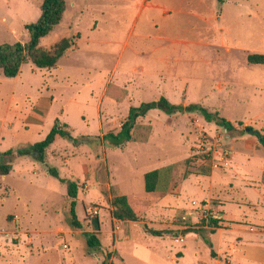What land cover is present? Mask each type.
<instances>
[{"label":"rangeland","instance_id":"374dc122","mask_svg":"<svg viewBox=\"0 0 264 264\" xmlns=\"http://www.w3.org/2000/svg\"><path fill=\"white\" fill-rule=\"evenodd\" d=\"M40 3L0 0V44L25 41L24 26L37 20ZM66 11L56 33H67L73 43L57 66L70 70L79 97L88 96L82 87L87 79L96 86L110 76L107 96L113 95L116 103L101 109L109 132H118L131 107L159 96L184 108L200 104L208 112L151 109L136 120L146 141L116 148L105 143L103 149L93 138L90 171L77 182L80 228L70 223L66 186L42 162L19 159L18 175L5 182L0 177V264H101L102 254L89 255L85 238L101 230L102 245L115 252L114 264L263 262L264 246L250 231L263 236L264 222L243 220L242 210L249 211L252 204L239 198L231 213L241 216L224 218L221 207L229 199L221 194L234 190V181L258 188L264 175V149L249 131L264 133V66L247 62L248 54H264V0H69ZM31 67L30 62L22 65L23 76ZM2 86L4 94L9 84ZM67 108L72 123L81 125L83 115L94 124L89 104ZM212 112L232 127L206 121ZM24 134L10 145L33 139ZM154 169L159 170L158 186L147 193L141 177ZM113 191L146 207L138 221L112 219ZM209 217L237 233L212 234L214 227L202 224ZM144 225L171 232L155 237ZM234 235L240 238L232 254L215 247L227 251Z\"/></svg>","mask_w":264,"mask_h":264},{"label":"crops","instance_id":"0c3cea01","mask_svg":"<svg viewBox=\"0 0 264 264\" xmlns=\"http://www.w3.org/2000/svg\"><path fill=\"white\" fill-rule=\"evenodd\" d=\"M65 13L68 12L65 11ZM64 21L65 18L63 16V19L60 24L55 26L45 37L41 38L39 46L43 48H50L53 45H56V43L63 41L65 38H72L65 32L61 34L56 33L57 30H60ZM51 33L55 34L53 37V41H51L50 43L41 44V41L44 40ZM69 48L65 50L59 60L68 52ZM226 49L227 51L230 50L229 48ZM59 60L57 62V65L59 63ZM57 65L54 68L50 69H39L32 65L29 72L25 74V76H23L21 66L20 71L16 77L7 79H3L0 77L1 89L4 88L2 84H9V87L3 90L5 93H0V146H2V148H0V153L10 149H18L23 146L43 140L50 131V129L54 126V124L58 122L59 125H61L65 130L70 132L73 138H76L78 140V143L74 144L69 139L59 138L45 150L43 161L40 162H42V165H44L45 167L49 166L55 168L60 177L63 176L62 178L70 179L79 183L82 180L85 181V179L87 178L88 172L90 171V166L94 159V153L92 151V146H94V143H92L93 138L98 141V144L96 143V145L98 147L100 146L103 149L104 147H106L105 143H107V145L111 148H116L121 146L122 144H125V142L117 145L112 140H106L105 137L111 132L107 130V126L109 125L108 122H103L101 109L104 105H106L105 107H110L111 103H116V99H113V95L110 97L109 95L107 96V86L109 84L110 76L106 79L99 80L97 83H95L97 84L96 86L93 85L92 79H87L84 85H82V87L87 90L88 96L79 97L80 93L77 88L74 87L76 85V80H74V78H72L71 74L68 72L70 70L64 71L61 66L58 68ZM160 97L164 96H159L154 101H157ZM71 104H73V106L77 108L89 104V106L95 110V116L92 120L94 124H90L89 121H85L83 115H81V119L84 120V122H82L81 125H76V123H72L66 117L68 110L67 107H69V105ZM21 132H25L24 135H28L30 136V138L33 139H25L22 144L16 146L10 145L13 144V138L17 137L18 134ZM29 157L33 158L34 160H37L36 157L32 155L20 156L13 159L12 171L8 175L3 176V182H5V178L7 176H10L11 174L18 175L16 174V165H18V162H21V160L19 159H22L27 162V159ZM58 167H60V169H64V171L66 172L65 175L60 174L61 172ZM242 171L243 173L248 174L250 172V170L248 169H242ZM144 174L141 177V180L143 181V188ZM248 174H244V176H248ZM263 178L264 175L262 173L259 178L261 183H259L258 188H254L244 181H234L235 184L231 185V189L234 190L221 194L222 199H229L227 202L223 203L224 205L221 207L223 217L228 219H234L239 218L242 215L243 220L253 219L264 222ZM233 179L235 178L233 177ZM238 191L242 193L240 197L235 195ZM249 192L255 194V196L247 195V193ZM238 198L240 200L244 199L248 202L250 201L252 207L249 211L242 210L241 215H234V213H231L236 209L235 207H233V203H235V199ZM231 200L233 201L231 202ZM158 202L160 205V200ZM237 210L240 211V208H237ZM109 211L111 215V209ZM154 214L160 215L161 213ZM112 219L114 221L116 220L113 217ZM221 223L222 221L220 220L219 227L212 228V234L218 233L220 235H225L229 233H237L236 230L222 228L220 226ZM216 229L218 230L217 232L215 231ZM250 232L255 233L259 238L258 244L264 246V235L262 236L261 234L256 233L254 231ZM238 238H240V235L233 236V239H231L229 245H227L226 247L227 251L221 246L215 245V247L221 253L229 251V253L232 254L235 248L237 247V244L239 243V241H237ZM241 240L242 239H240V241ZM101 247L104 249L105 246L102 245ZM98 253L101 252H92V255H97ZM117 253L119 252L117 251ZM89 255H91V253H89ZM249 264H264V260L260 263L251 262Z\"/></svg>","mask_w":264,"mask_h":264},{"label":"trees","instance_id":"16d2710c","mask_svg":"<svg viewBox=\"0 0 264 264\" xmlns=\"http://www.w3.org/2000/svg\"><path fill=\"white\" fill-rule=\"evenodd\" d=\"M68 1L69 0H41L39 17L36 21L25 24L24 26L27 32L25 41L0 44V73L3 77H16L21 66L28 62L39 69H50L57 65L61 55L71 46V38H65L63 41L56 43V45L50 48L39 46V42L41 38L45 37L55 26L60 24L67 9ZM247 62L249 64L264 66V54H248ZM151 109H160L168 114L180 112L184 109L197 110L201 113L208 112V109L200 104H191L184 108L181 105L170 103L165 97H160L157 101L142 103L138 107H131L126 121L121 125L118 132L107 134L105 136L106 140H112L117 145L124 142L146 141L147 134L142 127L136 124V120L140 117H144ZM205 120L213 122L220 127H232L231 122L221 118L216 112H212ZM249 131L257 137L258 142L264 149L263 131L253 129H249ZM59 138L69 139L74 144L78 143V140L73 138L70 132L56 122L43 140L18 149H10L0 153V177L8 175L12 171V161L16 157L32 155L35 156L37 160L43 161L45 150ZM45 168L52 177L66 186L67 196L71 200L69 212L70 223L74 228H80L81 224L75 212L78 191L77 182L60 177L55 168L49 166ZM143 178L145 192H154L157 189L159 181V170L155 169L146 172ZM110 206L112 217L119 221L136 222L141 218L143 211L146 209L144 205L133 203L128 196L120 195L116 191L112 192ZM219 222L220 220L218 218L209 217L208 220H203L202 224L217 228L219 227ZM143 228L147 233L155 237H161L171 232L156 230L146 225H144ZM99 235V232L87 233L85 235L87 248L90 250V253L101 252L103 255L101 264H114L111 260L113 252L101 247ZM113 255H115V252Z\"/></svg>","mask_w":264,"mask_h":264},{"label":"built area","instance_id":"2783aa9c","mask_svg":"<svg viewBox=\"0 0 264 264\" xmlns=\"http://www.w3.org/2000/svg\"><path fill=\"white\" fill-rule=\"evenodd\" d=\"M66 247V246H65Z\"/></svg>","mask_w":264,"mask_h":264}]
</instances>
